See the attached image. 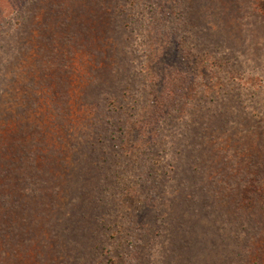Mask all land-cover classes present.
<instances>
[{"label":"rangeland","instance_id":"1","mask_svg":"<svg viewBox=\"0 0 264 264\" xmlns=\"http://www.w3.org/2000/svg\"><path fill=\"white\" fill-rule=\"evenodd\" d=\"M0 264H264L254 0H0Z\"/></svg>","mask_w":264,"mask_h":264},{"label":"trees","instance_id":"2","mask_svg":"<svg viewBox=\"0 0 264 264\" xmlns=\"http://www.w3.org/2000/svg\"><path fill=\"white\" fill-rule=\"evenodd\" d=\"M254 1L256 2L259 10L262 13H264V0H254ZM164 110H165V108H160L158 106V104H156V102H155V104L153 103V106L151 107V109L149 111L150 115L147 117L148 118L147 124H151V125H154L155 126L156 120H154V117H156L157 113H161V116L163 114H165L164 113ZM139 127L141 128V130H139L140 132H142V130L145 131V133H146L145 136H147V135H150V137L153 136L152 133H151V131H146L145 130L146 129V126H144L143 123L140 122L139 123ZM155 141L156 140L153 137L151 140H147V143L148 142H155ZM147 143H146V145H147ZM207 167H210V166L207 165ZM215 168L217 170V166L216 165H215ZM245 171L248 173L247 176H246V178L245 179L243 178L245 182L242 181V180L239 181V180L236 179L237 185L240 186V190L237 193L238 194H241V197L245 199V201H243V202H246L245 203L246 208H248L249 205L251 206V210L250 209H247V210L248 211L250 210L251 213H252V210H259L260 209V205H261L262 192H260V188H259V184L260 183H259V180L258 179H259L260 175L262 174V169H253V168H250L249 170H245ZM183 172H184L183 174L185 176H187L188 178H192V180H193L194 183L198 179L201 180L200 177H203L202 175L196 177L195 176V169H192V171H190V172L183 170ZM215 179L218 180L219 178L215 176ZM220 179L221 180H219V182L223 181L224 183L227 184V182L224 181V177L223 176L222 177L220 176ZM204 189L206 190V193L217 191L216 187L214 186V183H212V182H208V185L207 186H204ZM128 191L126 190L125 193H128ZM224 192L227 194L226 191H224ZM221 196H224V195H220V197ZM87 198H89V197H87ZM91 201H90V199H87V202L88 203H91ZM236 206H238V204ZM90 209H92V207H90ZM93 209L96 210V208H93ZM253 213H255V212H253ZM252 223L253 222H250L249 223L250 227H254V228H256V230H258L259 229L258 228V225H253L252 226ZM239 231H247V230H246V228L244 229V227H240L239 228Z\"/></svg>","mask_w":264,"mask_h":264}]
</instances>
